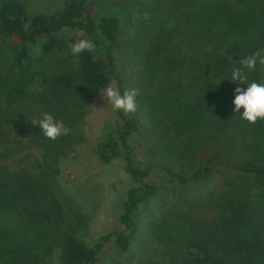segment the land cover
<instances>
[{"label": "trees", "instance_id": "16d2710c", "mask_svg": "<svg viewBox=\"0 0 264 264\" xmlns=\"http://www.w3.org/2000/svg\"><path fill=\"white\" fill-rule=\"evenodd\" d=\"M171 9L182 29L147 45L119 42L121 17L98 13L94 0H63L49 15L0 0V264H98L107 243L126 254L135 240L142 256L128 264H264V0H173ZM66 29L80 33L81 45L70 39L74 62L53 50ZM116 47L134 71L146 124L123 111ZM112 81L115 118L93 154L102 164L121 159L133 186L123 230L89 246L88 221L57 177L82 138L87 104ZM144 130L156 159L147 168L133 154ZM155 168L180 187L218 177L202 195L142 218L161 190L147 180Z\"/></svg>", "mask_w": 264, "mask_h": 264}, {"label": "rangeland", "instance_id": "374dc122", "mask_svg": "<svg viewBox=\"0 0 264 264\" xmlns=\"http://www.w3.org/2000/svg\"><path fill=\"white\" fill-rule=\"evenodd\" d=\"M27 7L30 15H49L63 6V0H20ZM173 0H94L98 13L117 14L122 19L118 41L128 38L140 40L147 45L152 42L159 31H177L182 29L183 22L171 9ZM80 33L66 29L53 36V50L63 59L76 61L77 48L70 39L79 42ZM104 44V43H101ZM115 73L124 82L125 99L123 111L126 114H138L143 123L146 119L136 109L139 94L133 69L126 62L118 47L113 52ZM117 99V83L112 81L102 88L88 104L81 124L82 138L63 160L57 183L61 191L68 195L79 206L88 221V230L83 240L90 246L98 237L113 230H123L118 218L122 211V203L126 192L133 186L132 180L123 170V161L117 159L109 164H102L93 154V148L99 138L100 130L106 120H114V105ZM147 130V129H146ZM146 131L136 137L135 161L141 168H147L156 159L148 151ZM228 160V158H227ZM232 163H237L233 161ZM172 169L187 171L180 163H169ZM183 167V168H182ZM216 177L208 182L198 183L190 187H180L162 170L149 171L147 180L158 185L161 190L156 197L141 207V216L158 215L171 203L176 204L186 197L200 196L206 189L216 184ZM141 241V240H140ZM145 241H147L145 239ZM144 241V243H145ZM147 243V242H146ZM141 244L135 240L126 254L119 253L113 242L107 243L98 257V264L134 263L142 256ZM147 245V244H146ZM150 249H148L149 251Z\"/></svg>", "mask_w": 264, "mask_h": 264}]
</instances>
